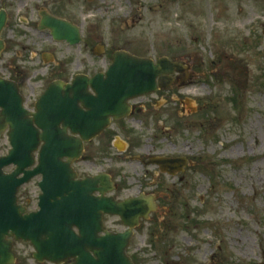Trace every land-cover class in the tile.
<instances>
[{
  "label": "rangeland",
  "instance_id": "rangeland-1",
  "mask_svg": "<svg viewBox=\"0 0 264 264\" xmlns=\"http://www.w3.org/2000/svg\"><path fill=\"white\" fill-rule=\"evenodd\" d=\"M0 10L8 12L2 76H95L117 50L187 61L190 84L144 99L153 120L138 132L197 165L183 181L124 166L133 193L142 179L159 191V209L135 228L127 253L134 264H264V0H0ZM43 12L75 22L83 43L55 42L40 29ZM10 149L2 137L0 156ZM88 158L74 165L80 176L92 173ZM37 182L21 189L33 210ZM105 220L109 231H125L118 217ZM15 246L17 264H40L29 243Z\"/></svg>",
  "mask_w": 264,
  "mask_h": 264
},
{
  "label": "water",
  "instance_id": "water-1",
  "mask_svg": "<svg viewBox=\"0 0 264 264\" xmlns=\"http://www.w3.org/2000/svg\"><path fill=\"white\" fill-rule=\"evenodd\" d=\"M6 22L3 11L0 38ZM41 29H50L58 42L82 43L74 23L49 14H42ZM4 47L0 39V52ZM112 63L105 74L77 76L71 84L53 82L36 112L24 108L16 84L0 77V138L8 135L12 147L0 157V264H15V240L29 242L40 263L134 264L127 253L133 229L157 211L155 198L118 202L106 196L112 191L109 176L79 179L73 164L83 156L85 144L109 126L111 117L128 115L131 99L167 88L175 71H187L180 61L162 57L155 62L124 51H117ZM179 161L157 162L171 166ZM10 167L15 169L6 173ZM35 177L42 178L39 209L27 213L18 193ZM105 216H119L128 227L125 233L107 230Z\"/></svg>",
  "mask_w": 264,
  "mask_h": 264
},
{
  "label": "flooded vegetation",
  "instance_id": "flooded-vegetation-1",
  "mask_svg": "<svg viewBox=\"0 0 264 264\" xmlns=\"http://www.w3.org/2000/svg\"><path fill=\"white\" fill-rule=\"evenodd\" d=\"M3 11L4 10H0V13ZM6 13L8 18V12ZM52 16L58 19H63L62 17L59 18L54 15ZM3 42L5 46V41L3 40ZM100 47L103 48L105 52L104 46L100 45ZM93 52L95 53V51ZM2 53H0V58L2 57ZM50 56L48 58H50ZM43 58L44 60H46V55ZM175 60L181 61L185 64L184 68H186L187 73L183 74L182 72H175L171 77V84L167 88L159 90V92H157L156 94H152V96H171V94L169 93H171L174 89H184L183 87L185 86V84H190V81H187L188 79L186 75H193L194 72L192 71L191 65L188 64L185 60ZM50 73L51 72H46L43 74V77L40 78L39 72L35 76L29 78L19 76L18 73H9L6 76H0L5 81L8 80L15 83L18 87V90H20L22 99L24 101V107L26 109H29V111H35V108H37L41 97L45 94V92L49 89L48 87L53 82L60 81L64 84H70L78 75H82L75 74L72 80H66L61 77L52 79V77H50ZM32 80H35V82H32ZM152 96H144L139 99L130 100V109L128 115H126V117L124 118H121L120 120H116L112 117L111 123L104 130V132L101 133L96 139L87 143V145L85 146L84 154H87V158L89 157L87 162L92 166L93 170L92 173L88 176H80L78 174V177L84 179L89 176L98 178L101 175H107L111 177L112 180V193H110L108 196L114 197L117 201L120 202H123V200H133L134 198H140L147 195L153 196L158 207L159 195L157 194H159V191L156 190L154 192H151L150 190L145 188L142 185V183L144 182V180L142 179L139 181L138 193H133V189L127 186V184L123 180L125 178L124 166L126 164H136L141 168L142 171H144L142 172L143 175L148 174L150 176L151 173L156 172H158L159 175L169 173L174 177L179 176L180 180L183 181L184 179H186V174L189 173V170L197 165V163L192 160L189 155H173L169 153L167 148L155 145L152 146L143 140L145 132L144 130H142V133L140 134L138 130H141L140 127L142 129H150L149 123L151 122V119L153 120V118L150 117L149 114L152 106L144 104V99L149 97L151 98ZM172 96L175 95L173 94ZM138 102H140L141 105L137 106ZM180 103H185V101L183 99H180ZM155 104L157 106H160V99L155 101ZM189 108H191V111L189 112H197V110L193 109L192 107ZM68 132L72 134V132ZM182 152L183 151H181V153ZM85 155L84 157H82V159L78 160L77 163L84 162ZM166 159L168 161H180L171 166L167 162H163L166 166H162L159 162H157L159 160L166 161ZM163 167L167 168V173L164 172ZM127 193L130 194L127 195ZM24 199L25 196H21L20 192L18 197L19 203L22 206L27 207L28 212H32L37 209V207L34 208V210L31 209V207L33 206V202L29 197H27L26 200ZM70 262H72V260Z\"/></svg>",
  "mask_w": 264,
  "mask_h": 264
}]
</instances>
